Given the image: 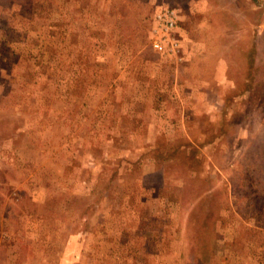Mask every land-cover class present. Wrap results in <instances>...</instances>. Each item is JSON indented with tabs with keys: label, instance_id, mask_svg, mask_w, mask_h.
<instances>
[{
	"label": "rangeland",
	"instance_id": "1",
	"mask_svg": "<svg viewBox=\"0 0 264 264\" xmlns=\"http://www.w3.org/2000/svg\"><path fill=\"white\" fill-rule=\"evenodd\" d=\"M0 264H264V0H0Z\"/></svg>",
	"mask_w": 264,
	"mask_h": 264
},
{
	"label": "built area",
	"instance_id": "2",
	"mask_svg": "<svg viewBox=\"0 0 264 264\" xmlns=\"http://www.w3.org/2000/svg\"><path fill=\"white\" fill-rule=\"evenodd\" d=\"M180 17L175 9L161 10L153 17L151 30V45L158 53L177 54L180 49L179 39Z\"/></svg>",
	"mask_w": 264,
	"mask_h": 264
}]
</instances>
